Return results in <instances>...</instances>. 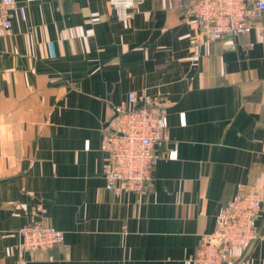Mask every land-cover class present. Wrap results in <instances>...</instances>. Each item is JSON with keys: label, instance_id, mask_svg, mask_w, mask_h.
<instances>
[{"label": "crops", "instance_id": "crops-1", "mask_svg": "<svg viewBox=\"0 0 264 264\" xmlns=\"http://www.w3.org/2000/svg\"><path fill=\"white\" fill-rule=\"evenodd\" d=\"M16 0L0 9V264H184L241 190L264 200V12L211 42L175 0ZM130 92L165 97L141 194L106 189L102 138ZM65 240L23 253L37 208ZM256 226L264 237V208ZM234 264H264V238Z\"/></svg>", "mask_w": 264, "mask_h": 264}, {"label": "built area", "instance_id": "built-area-1", "mask_svg": "<svg viewBox=\"0 0 264 264\" xmlns=\"http://www.w3.org/2000/svg\"><path fill=\"white\" fill-rule=\"evenodd\" d=\"M185 15L199 23L209 41L227 37L244 38L253 28L261 32L258 19L264 12V0H175ZM118 18L126 21L137 0H110ZM16 0H0V9H16ZM8 29L9 20L0 18ZM171 102L165 97H149L130 92L126 102L114 109L102 138L108 154L103 171L106 189L120 196L141 194L152 182L157 150L168 140V114ZM264 153V144L262 146ZM264 208L263 198L253 189L241 190L216 217L214 231L203 236L196 253L184 264H234L235 250H245L262 237L256 221ZM45 210L35 211L30 223L19 230L23 253L47 252L62 244V231L44 223ZM20 264H26L24 260Z\"/></svg>", "mask_w": 264, "mask_h": 264}]
</instances>
